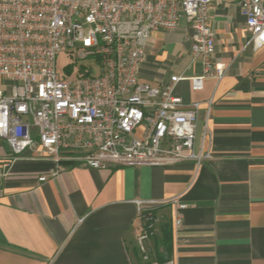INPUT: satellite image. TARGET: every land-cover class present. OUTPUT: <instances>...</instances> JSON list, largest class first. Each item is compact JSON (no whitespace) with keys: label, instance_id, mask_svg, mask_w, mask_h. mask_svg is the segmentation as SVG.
<instances>
[{"label":"crops","instance_id":"1","mask_svg":"<svg viewBox=\"0 0 264 264\" xmlns=\"http://www.w3.org/2000/svg\"><path fill=\"white\" fill-rule=\"evenodd\" d=\"M209 22L213 58L225 74L205 79L199 91L180 81L175 93L199 103L196 145L206 132L204 150L213 158L106 170L64 160L51 177L57 163L26 150L2 175L11 150L0 138V264H264V46L247 44L236 0H212ZM190 35L184 19L174 31L154 32L140 81L162 87L172 75H200ZM175 198L181 227L174 228L172 205L156 208L160 222L144 261L135 201Z\"/></svg>","mask_w":264,"mask_h":264},{"label":"built area","instance_id":"2","mask_svg":"<svg viewBox=\"0 0 264 264\" xmlns=\"http://www.w3.org/2000/svg\"><path fill=\"white\" fill-rule=\"evenodd\" d=\"M212 0H0V138L11 150L1 174L26 150L37 159L64 160L91 169L116 166L168 167L213 158L204 150L206 132L197 147L199 103L185 104L175 93L180 81L199 91L207 78L219 81L224 67L213 58L215 35L209 22ZM245 18L248 42L264 46V0H236ZM191 29L190 53L201 74L172 75L162 87L139 79L145 47L156 31H174L180 20ZM76 68L74 78L57 71V55ZM96 67L98 74L93 75ZM209 110V106L207 112ZM46 176L38 178L46 181ZM174 208L180 229L178 199L135 201L140 231L137 248L149 261L147 243L160 218L155 209ZM163 264H172L168 261Z\"/></svg>","mask_w":264,"mask_h":264},{"label":"rangeland","instance_id":"3","mask_svg":"<svg viewBox=\"0 0 264 264\" xmlns=\"http://www.w3.org/2000/svg\"><path fill=\"white\" fill-rule=\"evenodd\" d=\"M71 61L72 59L69 57V53H60L57 55V71L62 77L74 78L76 76L77 67L79 68L84 67L91 62V60L84 59L79 62L78 65L80 66H77V64H74ZM92 74L93 75L98 74L96 67L93 69Z\"/></svg>","mask_w":264,"mask_h":264},{"label":"trees","instance_id":"4","mask_svg":"<svg viewBox=\"0 0 264 264\" xmlns=\"http://www.w3.org/2000/svg\"><path fill=\"white\" fill-rule=\"evenodd\" d=\"M163 236H164V242L168 244L169 240H170V231L168 229H166L163 232Z\"/></svg>","mask_w":264,"mask_h":264}]
</instances>
